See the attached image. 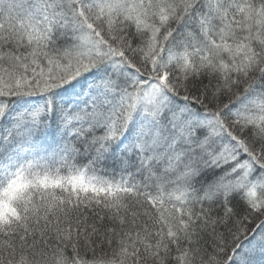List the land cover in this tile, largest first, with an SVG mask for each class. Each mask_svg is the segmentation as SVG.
Segmentation results:
<instances>
[{
  "label": "snow or ice",
  "instance_id": "snow-or-ice-1",
  "mask_svg": "<svg viewBox=\"0 0 264 264\" xmlns=\"http://www.w3.org/2000/svg\"><path fill=\"white\" fill-rule=\"evenodd\" d=\"M0 264H264V0H0Z\"/></svg>",
  "mask_w": 264,
  "mask_h": 264
}]
</instances>
